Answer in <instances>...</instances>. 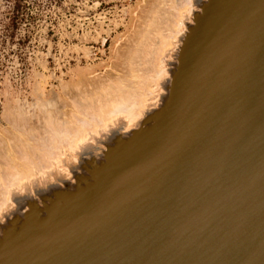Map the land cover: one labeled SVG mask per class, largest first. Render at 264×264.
Instances as JSON below:
<instances>
[{
  "label": "water",
  "instance_id": "water-1",
  "mask_svg": "<svg viewBox=\"0 0 264 264\" xmlns=\"http://www.w3.org/2000/svg\"><path fill=\"white\" fill-rule=\"evenodd\" d=\"M216 1L193 7L159 100L129 137L80 156L87 169L109 161L90 201L66 199L84 172L93 177L77 161L64 187L29 193L32 224L10 225L0 264H264V0H244L233 15ZM230 78L254 80L252 111L232 97ZM128 195L136 202H120Z\"/></svg>",
  "mask_w": 264,
  "mask_h": 264
},
{
  "label": "rangeland",
  "instance_id": "rangeland-1",
  "mask_svg": "<svg viewBox=\"0 0 264 264\" xmlns=\"http://www.w3.org/2000/svg\"><path fill=\"white\" fill-rule=\"evenodd\" d=\"M15 1L0 0V203L9 181L31 168L47 167L71 143L70 131L92 122L90 110L81 114L84 98L96 99L122 83L125 93L137 99L147 92L145 84L153 83L158 70L166 69L168 75L164 63L165 67H157L158 49L162 37L176 31L178 9L189 2L18 0L20 14L14 26L9 15ZM138 83L144 84L141 89ZM54 132L59 137L52 136Z\"/></svg>",
  "mask_w": 264,
  "mask_h": 264
},
{
  "label": "bare ground",
  "instance_id": "bare-ground-1",
  "mask_svg": "<svg viewBox=\"0 0 264 264\" xmlns=\"http://www.w3.org/2000/svg\"><path fill=\"white\" fill-rule=\"evenodd\" d=\"M243 1L244 0H228V4L222 10L223 15H225V14L233 15L238 9H240L242 7ZM180 2H182V1H180ZM198 3H199V0H189V2L187 1V4L184 6V8H181L180 10L178 9L177 19L176 20L173 19L174 23L176 24V26H175L176 31L172 30L173 35H169V37H167V38L162 37L163 42L158 49V57L156 58L158 61L157 67H160L162 65L164 66V64L166 62L165 61L166 57L168 56L169 52L175 47V43H177L180 34L183 32V30L185 28L186 21L191 20V17H190L191 11H192L193 7L195 5H197ZM169 6H171V5H169ZM164 10H165V8H164ZM166 10H168V9H166ZM159 12H158V14H159ZM175 13H177V12H175ZM164 14H165V12H164ZM172 22H170V23H172ZM172 26H173V24H172ZM158 28H160V27H158ZM172 29H173V27H172ZM200 31H201L200 29L198 31H196V33H195L196 36L199 34ZM150 32H152V31H150ZM153 33L155 34L156 32H153ZM192 33H193V31H192ZM162 34H161V36H162ZM216 34H218L217 29H216ZM154 39H156V38H154ZM194 39H195V37H194ZM151 40H153V38ZM214 40H215V43L217 44L218 47L220 45L221 46L223 45L222 44L223 42L221 41L219 35L215 36ZM191 41L192 42L194 41V43L196 42V40H191ZM133 46H135V45H133ZM189 49H190V46H189L188 50ZM153 50H155V49H153ZM144 53L146 54V51ZM261 53L264 54V48L261 51ZM144 57H145V55H144ZM142 66H144V65L142 64ZM135 71H137V67H136ZM165 71H166V69H165ZM165 71L164 70H161V71L158 70L156 72V75H155L156 77L154 78L153 83L152 84L148 83L147 85L145 84L147 92H144V93L141 92L137 99L132 98L133 95L129 94L128 92L125 93V88L127 86L123 85L122 83L114 84L111 89H109V88L105 89V92L100 94V96L97 97L96 99L89 100L90 97H86L83 99V102H81L79 104L80 109H81V114L84 115V112L89 113L88 110H90L91 111L90 120L92 119L91 120L92 122L89 123L87 126H85L86 124H84L83 126L81 125L80 128H77V130L70 131L71 135L70 134L69 135L71 137V139H70L71 143L70 144L65 143L67 148L66 147H62V148L59 147V148H61L60 153H58L57 156H53V158L51 157L52 160L49 161V165L47 167H42L39 169V171H34L31 168L30 170H28V172H24V175H20V177H17L16 179H14V181L7 180V181H9L8 182L9 185H7L5 187L6 192H5L4 201L0 203V243L3 241L4 236L6 235L8 230L10 229V225H12L14 227H21V228L26 229L27 227H29L32 224L31 220L35 216V213L32 211L33 203H31V201L28 200V198H27L30 192H33V190L36 188H40L42 191L47 193L49 190L54 188V186H55L54 184H56V183H58L60 185L59 186L57 184L60 188L64 187L62 185L67 183L66 179L67 178L71 179V177H72V175L70 177L71 169H73V167L76 168L75 166H78L77 161H79V167L80 168L85 167L87 169L89 167V166L85 165V161L83 163H80V156L81 155H87L88 153L93 151L94 148H96L99 140H105L107 142L106 144H108L109 142L111 144L112 142H114V140L118 139V136H120L119 132H121L120 133L121 135L123 134V137L125 135H126L125 138L129 137L128 135L131 132L130 131L131 128H135L137 125H139L141 123L142 119L144 118V116L148 113V111H149L148 109L158 102L159 97L161 95L160 91L163 90V84L165 83V82L163 83V80H164L163 78L166 74ZM139 76H140V74H139ZM140 78H142V77H140ZM230 79L231 80H229V83L233 87V90L235 93V95L232 97L235 100H237V101L239 100L240 102H242L243 105L249 107V110L252 111L255 108V106L261 102L260 100L256 99V94L258 93V91H257V87L255 85L254 80L250 79L249 83L245 82L244 85L239 87L238 85H241L240 82H238V84L236 85L235 81L232 78H230ZM141 81H139V82H141ZM142 85H144V84H142ZM142 85H140V84L138 85V87L140 86L139 89H141ZM78 88H80V87H78ZM133 88H135V87L133 86ZM143 88H144V86H143ZM135 89L137 90V88H135ZM135 89H133V90H135ZM86 96H87V94H86ZM78 100H79V98H78ZM183 100H184V102L192 103V97L189 94L185 95ZM237 109H241V108L238 106ZM227 110L228 109L223 108V114L224 115L228 113L229 110L228 111ZM233 112H235V111L233 110ZM239 113L240 112L234 113V120L237 119V124L240 121ZM82 119H83L82 117L81 118L79 117V119H78L79 123H81ZM97 119L99 122H96ZM48 124H50V123L48 122ZM71 124H72V122H71ZM67 125H69V124H67ZM46 127H48V126H46ZM53 130H55V129H53ZM42 131H44V130H42ZM50 131H52V130H50ZM128 131H129V133H128ZM238 131H239V135H240V127H238ZM65 132H67V131H65ZM52 134H53V132H52ZM47 135H46V137H47ZM52 136H56L55 132H54V135H52ZM52 136H51V138H52ZM53 139H54V137H53ZM122 141H125V140H122ZM40 142H41V140H40ZM234 142H236V141H234ZM56 143H57V141H56ZM214 145L217 146L215 148L219 151H221L222 148L224 147V143L216 142ZM9 147L11 148L12 146H9ZM44 147H46V146H44ZM50 148H51V146H50ZM17 149H18V147H17ZM43 149H45V148H43ZM23 150H24V148H23ZM113 152L114 151H112V150L107 151V153L105 154V157L108 158V156H110V155L112 156ZM34 154H36V153H34ZM107 154H108V156H107ZM24 157L25 156H23V158ZM102 157H104V155ZM126 158H127V156L120 159V161L123 162L124 160H126ZM25 159H27V158H25ZM104 161L106 162V160H104ZM117 162H119V161H117ZM19 163H20V161H19ZM30 163H31V160H30ZM75 163H77V164H75ZM98 166H99V168L98 167L97 168H89L86 170L87 173L91 174L93 177L96 176V178L93 179V177L91 178V176H89V177L86 176L85 172H84V177L77 178L80 181V182L78 181L79 183H81L84 180L83 185L81 183L79 186L76 187L75 190L77 192H75L73 194L69 193L66 195L67 202H77L78 200H80L81 202H89L90 201V198L94 195L95 188L98 186V182L101 181V179L104 178V176L107 175V173H109V171H107L108 168L110 167L109 161H107L105 164L99 163ZM22 167H24V166H22ZM76 169H78V168H76ZM5 172H7V171H5ZM10 173L11 172H9V174ZM16 173H17V171H16ZM1 179H3V178H1ZM124 185H125V188L128 186L125 183H124ZM85 187H86V189L83 190V188H85ZM111 190H112V188L110 189V191ZM80 191H82V192H80ZM83 191H84V193H83ZM112 192H115L114 189ZM80 194H82L81 195L82 198H80V196H78ZM113 197H114V194L111 193V196L109 197V199L113 198ZM83 199H85V200H83ZM111 201H113V199H110L108 202H111ZM114 201H115V199H114ZM120 202H136V198H133L130 195H128V196H126L124 201H120ZM116 212L120 214V211H116Z\"/></svg>",
  "mask_w": 264,
  "mask_h": 264
},
{
  "label": "trees",
  "instance_id": "trees-1",
  "mask_svg": "<svg viewBox=\"0 0 264 264\" xmlns=\"http://www.w3.org/2000/svg\"><path fill=\"white\" fill-rule=\"evenodd\" d=\"M20 3L17 1L14 2L11 14L9 15V21L12 25H16L17 20H19L20 14Z\"/></svg>",
  "mask_w": 264,
  "mask_h": 264
}]
</instances>
